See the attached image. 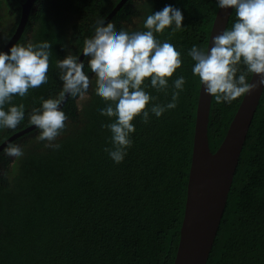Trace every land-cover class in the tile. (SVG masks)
<instances>
[{
    "label": "trees",
    "instance_id": "1",
    "mask_svg": "<svg viewBox=\"0 0 264 264\" xmlns=\"http://www.w3.org/2000/svg\"><path fill=\"white\" fill-rule=\"evenodd\" d=\"M24 0H0V48L14 33ZM119 0H36L16 44L48 41L52 45L48 83L30 90L13 105L25 106L15 129H0V143L30 126L29 114L41 97L56 98L62 90L58 60L78 56ZM171 5L184 16L181 31L157 34L181 53L184 76L177 107L149 122L134 121L132 146L120 164L104 151L112 147V120L99 109L94 74L83 100L68 97L61 110L69 117L65 131L46 148L37 129L10 144L22 157L0 152V264H173L179 242L191 163L195 113L200 84L188 56L193 47L207 48L217 0H128L111 19L117 29L144 30L148 15ZM235 21L234 10L226 28ZM107 26V25H106ZM243 70V66H242ZM251 74L248 76V82ZM146 92L171 102L146 82ZM243 97V96H242ZM230 105L212 97L207 128L211 152L221 144L242 99ZM6 106V109L7 110ZM206 264H264V89L239 156L226 206Z\"/></svg>",
    "mask_w": 264,
    "mask_h": 264
},
{
    "label": "clouds",
    "instance_id": "2",
    "mask_svg": "<svg viewBox=\"0 0 264 264\" xmlns=\"http://www.w3.org/2000/svg\"><path fill=\"white\" fill-rule=\"evenodd\" d=\"M217 6L234 10L231 28L213 36L209 48L193 46L188 56L194 62L192 74L204 92L217 104L230 105L245 94L264 88V0H217ZM183 21L180 9L166 5L147 16L142 31H117L113 23L105 26V20L99 19L94 35L84 40L83 56L94 74L95 94L106 105L99 112L112 120L102 125L110 130L112 145L104 151L116 164L123 162L132 146L135 120L140 118L146 124L150 113L159 118L177 107L186 80L182 75L174 80L173 77L182 68L183 60L176 47L158 39L157 34L163 35L169 29L175 34L184 28ZM51 49V43L45 41L15 44L8 53L0 52V129L15 130L25 118V106L13 105L15 97L24 98L30 90L48 83ZM56 66L62 90L56 98L41 97V107L33 108L29 114V123L39 133L37 139L46 141L44 146L54 150L60 148L53 142L65 131L69 119L61 106L68 97L83 100L92 84L80 57L69 54ZM249 74L258 79L249 83ZM170 80L175 89L171 102L153 103L149 108L157 98L146 92V82L167 95ZM4 152L9 157L23 156L15 144H9Z\"/></svg>",
    "mask_w": 264,
    "mask_h": 264
},
{
    "label": "water",
    "instance_id": "3",
    "mask_svg": "<svg viewBox=\"0 0 264 264\" xmlns=\"http://www.w3.org/2000/svg\"><path fill=\"white\" fill-rule=\"evenodd\" d=\"M35 1L25 0L22 3L18 25L0 52L8 53L9 49L20 39ZM127 1L119 0L117 2L104 18L105 26ZM231 12L232 9L224 10L218 7L211 26L207 48L211 46L213 36L225 30ZM82 49L78 55L81 62L85 58ZM256 79L258 78L251 74L249 83ZM263 89L242 97L225 137L217 150L212 153L207 138L212 97L207 95L203 86L200 85L184 216L173 264H206L224 213L239 156ZM35 129V126L30 125L10 135L0 143V152L16 139Z\"/></svg>",
    "mask_w": 264,
    "mask_h": 264
},
{
    "label": "flooded vegetation",
    "instance_id": "4",
    "mask_svg": "<svg viewBox=\"0 0 264 264\" xmlns=\"http://www.w3.org/2000/svg\"><path fill=\"white\" fill-rule=\"evenodd\" d=\"M24 1H25V0H24ZM24 1H23V2H24ZM23 2H22V3H23ZM22 3H21V5H22ZM33 6H34V5H33ZM20 8H21V6H20ZM33 9H34V7H33ZM3 46H4V45H3ZM2 48H3V47H2ZM2 48H0V50H1ZM79 53H80V52H79Z\"/></svg>",
    "mask_w": 264,
    "mask_h": 264
},
{
    "label": "rangeland",
    "instance_id": "5",
    "mask_svg": "<svg viewBox=\"0 0 264 264\" xmlns=\"http://www.w3.org/2000/svg\"><path fill=\"white\" fill-rule=\"evenodd\" d=\"M87 96V95H86Z\"/></svg>",
    "mask_w": 264,
    "mask_h": 264
}]
</instances>
